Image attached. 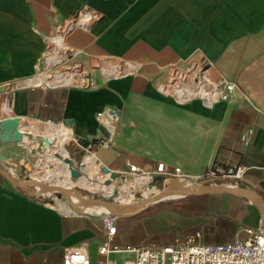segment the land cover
Segmentation results:
<instances>
[{
    "label": "crops",
    "instance_id": "obj_1",
    "mask_svg": "<svg viewBox=\"0 0 264 264\" xmlns=\"http://www.w3.org/2000/svg\"><path fill=\"white\" fill-rule=\"evenodd\" d=\"M83 12L92 16L87 26L74 21ZM52 38L67 52L79 50L74 60L95 86L24 83L43 64ZM195 50L235 80L250 102L235 94L207 106L161 93L165 65ZM93 57L123 63L96 65ZM102 63L138 67L106 76ZM1 87L0 119L61 124L72 135L66 142L73 160L79 159V136L98 138L84 155L91 149L112 169L125 168L127 158L145 168L164 162L191 175L241 165L244 182L264 197V0H0ZM114 108L120 114L110 113ZM39 141H0L6 147L0 151L28 173L44 158L35 155ZM40 195H28L0 174V262L62 264L64 249L80 244L97 257L104 238L100 217L63 212ZM243 199V212L231 218L235 230L260 224L257 206Z\"/></svg>",
    "mask_w": 264,
    "mask_h": 264
},
{
    "label": "built area",
    "instance_id": "obj_2",
    "mask_svg": "<svg viewBox=\"0 0 264 264\" xmlns=\"http://www.w3.org/2000/svg\"><path fill=\"white\" fill-rule=\"evenodd\" d=\"M91 19L92 16L88 12H83L74 21L81 26H87ZM61 45L55 42L49 44L47 54L43 64L37 70V74L54 76L55 73H61L63 79L51 83L43 81L34 84L66 87L95 86L96 84L90 78L89 73L84 72L81 64L74 60L79 50L74 49L67 52L64 45ZM92 63L98 65L94 61ZM211 66L212 61L205 58L200 50H195L190 56L165 65L167 77L157 84V89L164 95L179 101L199 98L207 106H212L219 100L232 99L235 94L250 102L246 93L235 80L222 73L212 76L209 72ZM137 67L136 64L131 63L130 66L115 68L105 75L118 76ZM102 114L103 112L97 113L98 116ZM24 120L23 125L34 123L39 127L48 126L50 122V120L30 118H24ZM21 130L31 134L29 129L21 128ZM247 133L249 134L251 131ZM33 135L40 140L39 143L41 144L43 134L37 132ZM50 141L51 146L53 142ZM248 141V136L243 139L244 143ZM89 153L92 156L94 151L92 152L90 149ZM93 161L96 163V174H98L103 170L102 166L105 164L95 157ZM74 165L79 168V163L75 162ZM125 165L126 167L123 169L109 167L104 180L98 177L91 178L104 185L114 183L116 179L124 183V180L131 178L137 182L131 187L127 186L126 183V187L122 191L120 189L114 190L112 194L108 195V198L112 197V200L125 202V198H128V201H133L138 196H136L137 193L145 196L143 191L146 189L157 192L159 185L171 177L186 182L206 180L209 184H225L242 181L245 171L241 165L235 167L213 165L201 174L191 175L185 173L179 166H167L164 162H157L154 167L145 168L128 158L125 160ZM113 172L116 173V176H112ZM156 175L161 176L159 181L155 179ZM99 215L104 238L97 246L98 256L93 259L85 245H75L64 249L62 264H264V229L261 218L257 227L240 226L236 230L234 239L227 242H204L202 240L203 233L196 230L194 233L188 234L184 241L136 246L130 243L120 245L114 241L119 217L117 214L103 212ZM113 255H119L120 260L119 257ZM0 264L10 263L5 261L0 262Z\"/></svg>",
    "mask_w": 264,
    "mask_h": 264
},
{
    "label": "rangeland",
    "instance_id": "obj_3",
    "mask_svg": "<svg viewBox=\"0 0 264 264\" xmlns=\"http://www.w3.org/2000/svg\"><path fill=\"white\" fill-rule=\"evenodd\" d=\"M258 1V0H253ZM94 62L98 64L101 61H109L111 63L122 64L123 62L117 59L103 58V57H93ZM212 76H215L219 73V70L213 69L210 72ZM31 134L37 133L30 131ZM35 139H31L29 143H25L27 146L34 144ZM67 141V140H66ZM65 141V142H66ZM2 148L5 145L0 143ZM68 151V156H70L69 151L70 145L68 146L67 142L64 143ZM39 145L37 146V148ZM36 148V149H37ZM81 148V149H80ZM79 159L75 160L76 163H79L84 155V150L80 147ZM9 153V150H5ZM11 152V151H10ZM71 157V156H70ZM40 161H34V166L30 167V170L27 174L32 177L46 179L45 176H37L32 174L39 170L38 164ZM83 175L91 180L98 182L97 180H92V177H96L95 174L89 173ZM241 182H244L242 179ZM124 183H127V186L133 185L132 179L124 180ZM245 183V182H244ZM121 185V182L116 180V185L114 190L118 189ZM77 187V186H74ZM81 192L85 194L93 195V197H102L104 199L112 200V197L108 198V194L92 190H88L82 187H77ZM145 191V190H144ZM143 191V192H144ZM119 192V191H118ZM55 194L57 196H55ZM58 192L50 193L48 195H40L45 200L55 207H59V199L61 196ZM140 195L139 193L136 194ZM165 196V195H164ZM202 196V197H201ZM248 198L251 199L249 195ZM247 198L241 192H222V193H211L206 195H191L186 197H172L161 200L157 203L158 205H149V209L130 216H119L117 220V236L115 237V242L120 245H125L130 243L132 245H143V244H167L177 242L178 240L184 241L188 234L194 233L196 230H200L203 233L202 240L206 242L205 237H209L207 242L210 243H222L223 240L214 236V233L209 231V229H218L221 228V219H227L228 221L234 222L231 219L234 215L237 217L244 210V202ZM131 202V201H130ZM156 204V203H154ZM61 210V209H60ZM63 212H73L67 208H62ZM98 213V214H96ZM102 211H91L92 216L100 217ZM243 226V225H242ZM240 227V226H239ZM237 227V229L239 228ZM236 229V230H237ZM215 230V231H216ZM236 230L230 238L231 241L235 237ZM114 257H119V255H113ZM129 257V256H127ZM96 258V257H95ZM120 260V257H119Z\"/></svg>",
    "mask_w": 264,
    "mask_h": 264
},
{
    "label": "water",
    "instance_id": "obj_4",
    "mask_svg": "<svg viewBox=\"0 0 264 264\" xmlns=\"http://www.w3.org/2000/svg\"><path fill=\"white\" fill-rule=\"evenodd\" d=\"M2 87L0 88V90ZM110 113L113 114H120V111L117 108L111 109ZM25 122L24 118L14 115V116H6L0 119V141L2 142H22V143H29L31 139H35L34 135L28 134L27 132H24L21 130V125H23ZM68 122H72V120H68ZM41 144L39 147L35 150L36 156H43L44 150H48L51 144V141L48 137L42 136L41 137ZM99 140L98 138H94L92 140H89L91 143H96V141ZM63 160L65 163H67L70 175L73 178H76L81 175V167H82V160L79 162V168L75 167L74 163L75 160H73L70 156L63 157ZM4 166L9 167L10 170H6ZM102 169L104 171H108L109 167L106 165L102 166ZM0 174L4 176L10 183H12L14 186H17L24 190L28 195H35L37 194L35 192L36 188L41 189H47L51 193L58 192L59 194L64 193H70L76 198L89 202V203H95V204H101L102 205V213H113L117 214L118 216H130L134 215L147 206L157 203L161 200L172 198V197H186L191 195H205V194H211V193H222V192H236L233 189L234 188H240L246 191L247 194H244L246 197L249 195L254 199V204L257 206L260 217L262 220V226L264 229V197L262 194L253 186L238 181V182H231V183H217V184H209L206 182V180H197L192 182H186L179 180L177 178L171 177L165 179L163 183L159 185V190L152 194V196H141L138 195L133 201L131 202H120L118 200H105L101 197H93L90 194H85L81 192L77 187H64L60 186L58 184L46 182L44 180L36 179L31 177L29 174H27L21 166L11 161L7 156H5L0 151ZM112 176H116V173L113 172ZM155 179L159 181L161 179L160 175H156ZM168 183H177L180 186H187L189 190L180 191L173 196H168L167 198H160L163 195L168 194V190L166 189V185ZM250 199V198H249ZM251 200V199H250ZM151 201L150 204L148 202ZM129 209H136L134 212H127L124 211ZM82 213V212H78Z\"/></svg>",
    "mask_w": 264,
    "mask_h": 264
},
{
    "label": "bare ground",
    "instance_id": "obj_5",
    "mask_svg": "<svg viewBox=\"0 0 264 264\" xmlns=\"http://www.w3.org/2000/svg\"><path fill=\"white\" fill-rule=\"evenodd\" d=\"M53 42L59 45L63 44L60 38L53 39L51 43ZM115 68L117 67L110 66L106 63L101 64V69L104 73H110ZM213 69L214 68L211 66V68L209 69V72H212ZM62 79L63 77L61 73H55L54 76L53 75L46 76L43 74H37V71H36L30 77L26 78L24 83L31 84V83H40L43 81L51 83V82L60 81ZM62 123L66 124V122H62ZM21 128L29 129V131L41 132L43 136L48 137L49 140H52L53 142L52 145L49 147V149L46 150V153H44V158L40 160V163L38 164L39 170L37 172H33L32 174H35L37 176H45L46 179L50 181V183L58 184L60 186H64L68 188L77 186V187H82L88 190H92L93 192L95 191L102 192L103 195L108 194V193L110 194L114 191L116 182L108 184V185H104L100 182L91 181L83 175V173L84 174L93 173L99 179L101 180L105 179L107 171L102 170L100 173L96 174V167H95L96 163L93 161V158L94 157L97 158L98 156L96 153H94L92 156L89 153L83 155V158H82L83 164L81 167L82 174L80 176L73 178L70 175L69 167L67 163L64 162L63 157L68 156V151L66 147L64 146V142L72 138V135L68 131V129L61 126V124L49 122L48 126L39 127L38 125L32 123V124L21 125ZM75 139H76V142L82 147L83 150L91 145V142L87 138L77 136ZM36 179H39V178H36ZM40 180L46 181L45 179H40ZM120 182H121V185L119 189L120 191H122L123 188L126 187L125 186L126 183H123V181H120ZM132 183L137 184L135 180H132ZM166 189L168 190V194H166L165 196L163 195L160 198H167L168 196H173L174 194L180 191L189 190L187 186H180L177 183H168L166 185ZM233 190L236 192L247 194L245 190L240 189V188H234ZM35 192L38 194H42V195H48L51 193L49 190L41 189V188H36ZM143 193L145 196L149 197V196H152V194L156 193V191L152 192V190L146 189ZM59 196L61 197L59 199L60 204L58 208L61 210L62 208H67L68 210H71V211L73 210L74 212H77V213L82 212V213L89 214V215H93V214H90L91 211H102L101 204L89 203V202L80 200L70 193L62 192L60 193ZM125 199H126L125 202H130L127 200L128 198H125ZM105 200H108V199H105ZM251 202L252 203L255 202L252 197H251ZM150 203L151 201L148 202V204ZM135 210L136 209H129L124 212L125 213L134 212Z\"/></svg>",
    "mask_w": 264,
    "mask_h": 264
},
{
    "label": "trees",
    "instance_id": "obj_6",
    "mask_svg": "<svg viewBox=\"0 0 264 264\" xmlns=\"http://www.w3.org/2000/svg\"><path fill=\"white\" fill-rule=\"evenodd\" d=\"M206 195V194H205ZM159 203H156V204H153V205H158ZM149 207L151 206H147L146 208H144L143 210H141L140 212L142 211H145L147 209H149ZM138 212V213H140ZM137 214V213H136ZM135 215V214H134ZM221 223L219 225H221V228H218L217 230L216 229H209V231L213 232L214 233V236L219 238V239H222L223 242H227L228 240H230V238L232 237L234 231H235V226H236V223L235 222H231V221H228L227 219H221ZM216 230V231H215ZM208 238L209 237H205V239L208 241ZM206 241V242H207ZM209 243V242H208Z\"/></svg>",
    "mask_w": 264,
    "mask_h": 264
}]
</instances>
